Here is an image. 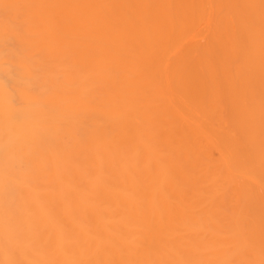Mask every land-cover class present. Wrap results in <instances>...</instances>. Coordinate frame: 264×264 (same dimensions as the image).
Instances as JSON below:
<instances>
[{"label": "bare ground", "instance_id": "1", "mask_svg": "<svg viewBox=\"0 0 264 264\" xmlns=\"http://www.w3.org/2000/svg\"><path fill=\"white\" fill-rule=\"evenodd\" d=\"M0 185V264H264V0H0Z\"/></svg>", "mask_w": 264, "mask_h": 264}, {"label": "clouds", "instance_id": "2", "mask_svg": "<svg viewBox=\"0 0 264 264\" xmlns=\"http://www.w3.org/2000/svg\"><path fill=\"white\" fill-rule=\"evenodd\" d=\"M11 142V141H10ZM0 195H7L10 196V189H8L6 186L4 185H0Z\"/></svg>", "mask_w": 264, "mask_h": 264}]
</instances>
